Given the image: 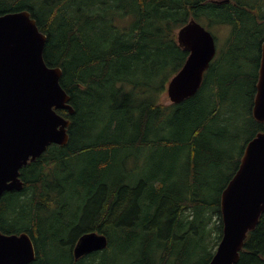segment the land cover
<instances>
[{
  "label": "trees",
  "instance_id": "obj_1",
  "mask_svg": "<svg viewBox=\"0 0 264 264\" xmlns=\"http://www.w3.org/2000/svg\"><path fill=\"white\" fill-rule=\"evenodd\" d=\"M25 9L47 35L45 59L63 69L75 113L58 109L72 120L69 142L50 145L22 168L24 188L0 197V231L29 232L37 248L29 264H191L192 253L177 251L179 238L209 250L208 264L222 238V192L264 130L252 114L264 0H0V14ZM191 18L228 26L231 48L196 94L158 103L189 55L177 32ZM154 119L166 122L156 128ZM228 124L236 131L230 146L248 136L237 159L210 144L223 137L215 127ZM135 146L139 153L127 155ZM146 155L151 173L135 175L128 159ZM93 230L108 236V247L76 259L73 245ZM237 264H264V213Z\"/></svg>",
  "mask_w": 264,
  "mask_h": 264
},
{
  "label": "water",
  "instance_id": "obj_2",
  "mask_svg": "<svg viewBox=\"0 0 264 264\" xmlns=\"http://www.w3.org/2000/svg\"><path fill=\"white\" fill-rule=\"evenodd\" d=\"M179 45L189 51L183 67L169 81L170 100L180 103L201 88L217 54L216 39L205 25L191 18L177 32ZM47 35L30 10L0 14V197L21 191V169L53 143L70 140L71 119L58 109L75 112L72 98L61 83L63 69L45 59ZM252 114L264 122V42ZM264 213V130L245 147L241 163L221 195L222 239L209 264H237L250 231ZM106 234L93 230L80 236L75 258L101 251ZM37 248L29 232L0 231V264H29Z\"/></svg>",
  "mask_w": 264,
  "mask_h": 264
},
{
  "label": "rangeland",
  "instance_id": "obj_3",
  "mask_svg": "<svg viewBox=\"0 0 264 264\" xmlns=\"http://www.w3.org/2000/svg\"><path fill=\"white\" fill-rule=\"evenodd\" d=\"M201 22L213 33V35H214V37L216 39L217 56L219 54L228 52V50H230V48H231V45L229 43H227L230 28L228 26H226V25H210L205 20L204 21L201 20ZM173 71L174 70H173L172 66L170 65V66L162 69L160 71V75L162 77L170 76L173 73ZM166 88H167V86H166ZM166 88H165L163 94H160V92L157 93L158 94V96H157L158 97L157 98V102L158 103L159 102L166 103V104L171 103V101L169 99V96L167 94ZM247 108H248V103H245L244 105L242 103V107L239 110H240V112L242 113L243 116L246 115L245 113L247 112ZM137 117H138V113H135V118H137ZM165 122H166V120H161L159 122L156 119H154L152 121V124L156 125L157 126L156 128H159ZM226 128H228V130H230V132H229V135L227 137H224L223 130H225ZM226 128H222V127L218 128L216 126L215 127L216 132L219 135H222L223 137H221V138L217 137L216 140H213L211 138L210 144L212 146H215V150H217L219 148L221 149L220 146L222 144H224L225 145L224 151H229L230 153H233V154L235 153L236 154L235 158L237 159L239 152L242 150V146L244 144V141L246 140V138H248V136L243 137L240 141H236L230 146V142L234 138V136L236 135V131H235V128H234V126L232 124H228ZM168 132L169 133H168L167 137L173 138L174 136H172V134H174V129H172V128L170 129V127H169ZM151 138L154 140L156 138V135H151ZM164 143H165V141L161 140V141H158L157 144L161 146ZM212 146H211V148H212ZM150 152L151 151H149V153ZM138 153H139L138 146H135V147L129 149L127 155H130V156L131 155H137ZM128 161H129V164H130L128 167H130V169H132V171H133V173L135 175H147V174L151 173V166L148 163L147 155L142 157V159L139 162L135 163L134 165L131 164L130 162L131 161L134 162L135 159L129 158ZM202 169L203 170H207L205 168H202ZM118 174H119V172L116 171V177L118 176ZM208 176H209V174H207L205 176H202V178H206ZM219 181L220 180H217L216 186L220 185ZM126 182H128L129 184L132 185L130 180H126ZM178 187L180 188L179 189V191H180L182 189L181 186L180 185H175V188H178ZM215 194H216V191L210 192V197L214 198ZM212 224H213V227L215 228V232L217 233L218 232V228H216V225H215L214 221L212 222ZM217 236H218V234H217ZM178 241H179V244L177 246V251L186 250L187 252L192 253L191 259H190V263L191 264H205L207 262V260L209 258V250H205L204 251L203 250V246H202V247L198 248V252H195V250H194V246H195L194 239L188 240V239H184V238H179ZM176 256H178V254H176Z\"/></svg>",
  "mask_w": 264,
  "mask_h": 264
},
{
  "label": "bare ground",
  "instance_id": "obj_4",
  "mask_svg": "<svg viewBox=\"0 0 264 264\" xmlns=\"http://www.w3.org/2000/svg\"><path fill=\"white\" fill-rule=\"evenodd\" d=\"M13 12H16V11H13ZM171 80V79H170ZM75 113V112H74ZM71 119V118H70ZM72 121V120H71ZM167 263V262H166Z\"/></svg>",
  "mask_w": 264,
  "mask_h": 264
},
{
  "label": "flooded vegetation",
  "instance_id": "obj_5",
  "mask_svg": "<svg viewBox=\"0 0 264 264\" xmlns=\"http://www.w3.org/2000/svg\"><path fill=\"white\" fill-rule=\"evenodd\" d=\"M210 67H211V66H210ZM210 67H209V69H210ZM209 69H208V70H209ZM208 70H207V71H208Z\"/></svg>",
  "mask_w": 264,
  "mask_h": 264
}]
</instances>
